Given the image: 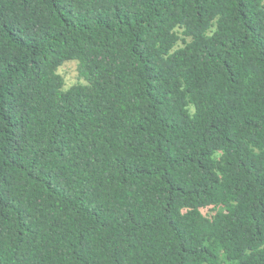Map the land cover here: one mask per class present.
<instances>
[{
  "label": "trees",
  "instance_id": "1",
  "mask_svg": "<svg viewBox=\"0 0 264 264\" xmlns=\"http://www.w3.org/2000/svg\"><path fill=\"white\" fill-rule=\"evenodd\" d=\"M0 264H264V0H0Z\"/></svg>",
  "mask_w": 264,
  "mask_h": 264
},
{
  "label": "rangeland",
  "instance_id": "2",
  "mask_svg": "<svg viewBox=\"0 0 264 264\" xmlns=\"http://www.w3.org/2000/svg\"><path fill=\"white\" fill-rule=\"evenodd\" d=\"M58 72L64 79L65 88L69 87L70 85L74 83L83 81L79 79L77 76L75 60H68L62 63V65L58 68ZM203 212L206 213L207 210L203 209Z\"/></svg>",
  "mask_w": 264,
  "mask_h": 264
}]
</instances>
